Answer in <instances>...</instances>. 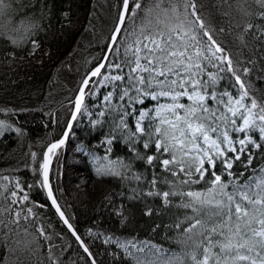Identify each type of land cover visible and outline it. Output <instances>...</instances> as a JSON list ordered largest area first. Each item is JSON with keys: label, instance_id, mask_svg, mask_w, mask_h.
Wrapping results in <instances>:
<instances>
[{"label": "snow or ice", "instance_id": "1", "mask_svg": "<svg viewBox=\"0 0 264 264\" xmlns=\"http://www.w3.org/2000/svg\"><path fill=\"white\" fill-rule=\"evenodd\" d=\"M221 5L229 9L225 16L234 9L239 17L228 32L235 51L219 39L225 29L206 21L198 0H121L107 53L81 81L66 130L42 153L26 154L31 164L24 167L31 169L34 182L26 185L20 176L0 170V264H63L67 247L53 242L64 237L45 217L49 210L83 249L88 264H97L59 203L50 177L52 158L84 111L85 90L94 77L97 86L120 89L119 100L126 107H117L114 130L132 160L145 166L136 171L132 160L113 161L106 154L108 163L99 164L97 174L134 184L127 199L142 201L145 216L183 210L182 218L177 216L168 227L191 242L187 246L192 251L177 254L150 241H116L133 264H264V163H256L264 161V0H221ZM32 8L40 12V20L47 14L46 0L35 5L0 0V21L7 17L12 24L16 14ZM31 17L27 27L21 18L13 29L23 28L22 38L0 30V39L17 48L30 42L34 55L39 43L29 38L43 27L34 11ZM226 79L228 86L219 89ZM113 95L109 91L104 101ZM10 112L0 108V113ZM7 132L23 135L20 127L0 119V138ZM116 139L112 134L104 141L107 153ZM34 188L43 191L44 203L32 199ZM147 198L159 205H149ZM106 200L112 215L126 224V205ZM89 235H94L91 229Z\"/></svg>", "mask_w": 264, "mask_h": 264}, {"label": "trees", "instance_id": "2", "mask_svg": "<svg viewBox=\"0 0 264 264\" xmlns=\"http://www.w3.org/2000/svg\"><path fill=\"white\" fill-rule=\"evenodd\" d=\"M22 2L25 5L36 4V0ZM46 3L47 14L42 20L40 12L32 8L16 14L12 24H7V17L0 21V25H6L0 30L22 38L23 28L19 32L13 29L21 18H25V12L29 13L25 18L24 27H27L34 11L35 19L43 27V31L29 38L39 43L34 55L28 53L30 42H24L17 48L0 39V108L12 110L10 113H0V119L23 130V135L7 132L0 138V170L5 175L20 176L26 185L35 179L31 169L24 167L31 164L26 154L29 151L42 153L47 144L61 137L66 130L81 81L107 52L121 0H46ZM198 3L202 5L201 12L206 21L217 29H225L219 39L235 51L233 36L228 34L239 20L235 10L229 17L224 15L229 9L227 5H221V0H198ZM72 71L75 72L76 81L73 89L66 92V76ZM97 79L92 78L90 90H85V104L89 105L91 115L80 114L65 145L53 157L50 177L59 203L89 246L97 264H133L116 243L133 238L139 242L150 241L177 254L192 251L187 246L191 242H185L183 233L168 227L176 222L177 216L182 218L183 210H162L152 217L145 216L142 201L127 199L134 184L118 177L97 174V166L108 163L103 160L106 154L113 161L117 158L126 162L132 160V154L119 138L120 133L114 130V123H118L120 115L117 107H126L119 100L120 89L112 84L97 86L94 83ZM229 83L227 79L223 80L218 87L222 90ZM109 91L114 93L113 98L110 102H104L103 97ZM102 111L103 116L100 115ZM128 122L132 124L131 117ZM112 134L117 139L111 145V153H107L109 146L104 141ZM132 164L134 170L144 171L145 166L141 161L132 160ZM12 169L21 170L12 172ZM31 195L33 200L45 202L43 191L34 188ZM106 198L117 205H126V224H121L120 219L112 215ZM147 199L149 205H159L158 200ZM44 214L54 225L55 231L64 237L63 240L53 241L67 247L61 256L63 264H88L83 249L53 214V210ZM89 229L94 235H89ZM108 237L112 238V242L105 244L103 241ZM55 251L61 255L60 248ZM186 263L190 264V261Z\"/></svg>", "mask_w": 264, "mask_h": 264}, {"label": "rangeland", "instance_id": "3", "mask_svg": "<svg viewBox=\"0 0 264 264\" xmlns=\"http://www.w3.org/2000/svg\"><path fill=\"white\" fill-rule=\"evenodd\" d=\"M33 51H34V49H33V46H32V44H31V46H30V49H29V54H32L33 53ZM77 64V62L75 61V65ZM111 71V70H110ZM112 74H116L115 72H112ZM67 78V80H66V92H70L72 89H73V87H74V82L76 81V75H75V72L74 71H72L70 74H68L67 76H66ZM66 95V94H65ZM64 95V96H65ZM103 101H104V99H103ZM105 102V101H104ZM84 111H83V115H85V114H89V116L91 115V112H90V109H89V105H87V104H84ZM86 119V118H85ZM143 242H145V241H143ZM152 243V242H151ZM152 244H154V245H157V244H155V243H152ZM101 253L99 252V255H100Z\"/></svg>", "mask_w": 264, "mask_h": 264}, {"label": "bare ground", "instance_id": "4", "mask_svg": "<svg viewBox=\"0 0 264 264\" xmlns=\"http://www.w3.org/2000/svg\"><path fill=\"white\" fill-rule=\"evenodd\" d=\"M80 87H81V85H80ZM80 87H79V88H80ZM77 95H78V93H77ZM77 95H76V96H77ZM85 100H86V95H85ZM85 100H84V104H85ZM79 116H80V115H78L77 118H78ZM76 120H77V119H76ZM75 122H76V121H74V123H75ZM74 123H73V124H74ZM188 262H189V261H188ZM66 263H67V262H66ZM186 264H187V263H186Z\"/></svg>", "mask_w": 264, "mask_h": 264}, {"label": "water", "instance_id": "5", "mask_svg": "<svg viewBox=\"0 0 264 264\" xmlns=\"http://www.w3.org/2000/svg\"><path fill=\"white\" fill-rule=\"evenodd\" d=\"M106 53H107V52H106ZM89 73H90V72H89ZM89 73H88V74H89ZM88 74H87V75H88ZM87 75H86V76H87ZM84 79H85V78H84ZM73 123H74V122H73ZM73 125H74V124H73ZM70 133H71V132H70ZM70 133H69V135H70ZM59 138H61V137H59ZM59 138H57V139H55V140H58ZM55 140H54V141H55ZM52 142H53V141H52ZM77 233H78V232H77ZM84 242H85V241H84Z\"/></svg>", "mask_w": 264, "mask_h": 264}]
</instances>
